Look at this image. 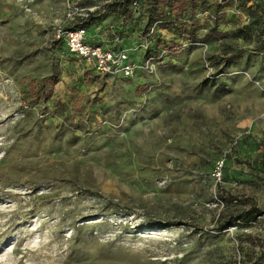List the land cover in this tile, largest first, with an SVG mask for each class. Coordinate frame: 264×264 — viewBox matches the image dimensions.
<instances>
[{"label": "rangeland", "instance_id": "374dc122", "mask_svg": "<svg viewBox=\"0 0 264 264\" xmlns=\"http://www.w3.org/2000/svg\"><path fill=\"white\" fill-rule=\"evenodd\" d=\"M128 1L0 0V264H264V214L242 221L264 211V0ZM71 26L135 77L75 58Z\"/></svg>", "mask_w": 264, "mask_h": 264}, {"label": "built area", "instance_id": "2783aa9c", "mask_svg": "<svg viewBox=\"0 0 264 264\" xmlns=\"http://www.w3.org/2000/svg\"><path fill=\"white\" fill-rule=\"evenodd\" d=\"M99 31L87 26L64 27L58 31L57 38L74 57L87 61L96 73L106 77L134 78L138 69L129 53L105 43ZM222 171L223 164L220 163L216 167L219 179Z\"/></svg>", "mask_w": 264, "mask_h": 264}, {"label": "trees", "instance_id": "16d2710c", "mask_svg": "<svg viewBox=\"0 0 264 264\" xmlns=\"http://www.w3.org/2000/svg\"><path fill=\"white\" fill-rule=\"evenodd\" d=\"M236 2H240V6L245 4V0H220L218 8L220 9L223 4V7H233L235 6ZM209 3V0H155L154 3L151 5V12L155 11L156 8L159 6H162L164 9L169 10V12L175 14L176 17H179L180 19H184L185 16L189 15L193 18L196 14L197 9L203 11V7ZM124 8L129 12L130 11V5L128 0H124L123 2ZM188 19V18H187ZM177 20V19H176ZM176 20H172L171 22L176 26ZM189 22H192V20L188 19ZM170 47V49L174 48ZM76 58V57H75ZM78 59V58H77ZM50 90L47 91L44 95V98L46 100H52L55 102V96H54V78H50ZM30 94L34 96V99L40 98V90L39 89H32L30 91ZM34 102V101H32ZM33 104V103H31ZM264 211L261 210L258 207H252L251 209L244 212V215L242 216V221L249 223L253 220L258 219L259 217L263 216ZM237 221L233 218L231 219L228 224H234Z\"/></svg>", "mask_w": 264, "mask_h": 264}, {"label": "bare ground", "instance_id": "6f19581e", "mask_svg": "<svg viewBox=\"0 0 264 264\" xmlns=\"http://www.w3.org/2000/svg\"><path fill=\"white\" fill-rule=\"evenodd\" d=\"M165 232H167V229H156V230H154L155 235H160V234H163Z\"/></svg>", "mask_w": 264, "mask_h": 264}]
</instances>
